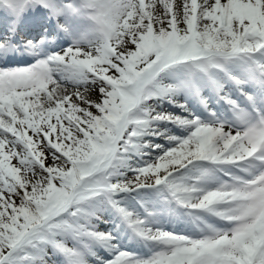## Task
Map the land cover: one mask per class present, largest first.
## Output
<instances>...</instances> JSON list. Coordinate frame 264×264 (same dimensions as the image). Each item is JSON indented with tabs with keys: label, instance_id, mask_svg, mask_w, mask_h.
Returning <instances> with one entry per match:
<instances>
[{
	"label": "snow or ice",
	"instance_id": "1",
	"mask_svg": "<svg viewBox=\"0 0 264 264\" xmlns=\"http://www.w3.org/2000/svg\"><path fill=\"white\" fill-rule=\"evenodd\" d=\"M0 264H264V0H0Z\"/></svg>",
	"mask_w": 264,
	"mask_h": 264
}]
</instances>
